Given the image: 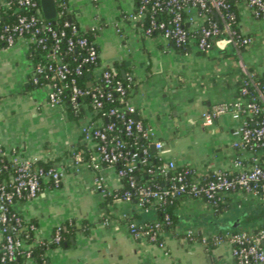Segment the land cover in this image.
<instances>
[{
    "label": "crops",
    "instance_id": "0c3cea01",
    "mask_svg": "<svg viewBox=\"0 0 264 264\" xmlns=\"http://www.w3.org/2000/svg\"><path fill=\"white\" fill-rule=\"evenodd\" d=\"M68 1L81 27L100 26L96 41L101 68L119 63L133 76L129 102L155 133L150 142L155 156L174 159L179 168H194L198 178L232 166L237 154L232 129L240 121L222 115L204 126L202 114L240 97L243 67L264 75V16L255 18L244 6L238 8L239 28L253 38L240 54L228 47L206 56L191 43L186 55L160 36L147 35L141 25L127 18L138 7L136 0ZM33 66L25 38L12 46L0 41V146L17 147L23 155L63 165L66 171L59 187L44 181L36 198L14 206L35 223L36 238L51 237L59 224L76 225L67 244L47 250L48 264H236L228 244L209 246L202 238L263 227L264 200L228 192L215 211L201 198L179 196L171 207L172 227L163 229L160 238L164 246L132 236L130 222L160 220L159 202L143 208L135 200L115 195L123 187L116 168L91 165L81 148L83 122L49 105L48 86L31 84ZM92 116L87 110L84 122ZM156 139L163 142V152L153 147ZM72 151L83 154L79 170ZM87 151L90 155L88 144ZM97 176L102 178L101 187L95 182ZM190 230L194 238L188 237Z\"/></svg>",
    "mask_w": 264,
    "mask_h": 264
},
{
    "label": "built area",
    "instance_id": "2783aa9c",
    "mask_svg": "<svg viewBox=\"0 0 264 264\" xmlns=\"http://www.w3.org/2000/svg\"><path fill=\"white\" fill-rule=\"evenodd\" d=\"M41 0H19L20 6L36 8V13L20 14L16 22L2 24L0 20V39L6 46H12L19 38H25L29 44L35 45L44 52L41 60L33 66L31 79L37 83L41 78H50L48 85V103L53 108L66 111L68 105L79 110L80 100L89 98L93 109L101 111L106 102H113V90L119 99L124 101L126 88H131L133 76L127 75L124 81L118 76L119 71L112 68H101L100 52L97 44L96 29L81 27L78 23L66 22L70 27L68 34L65 28L55 29L51 23H45L43 12L40 11ZM63 10L57 8V14L64 11L72 13L69 1L54 0ZM62 1V2H61ZM138 7L127 14L134 22H143L149 10V24L144 28L147 35H158L169 41L174 47H185L195 43L198 50L208 56L212 50L225 51L233 48L240 54L244 47L253 43L250 35L239 28L238 8L244 6L255 18L264 16V0H136ZM7 7L11 3H6ZM45 25L51 33L52 43L41 32ZM143 24V23H142ZM143 26V25H142ZM94 31V38L85 33ZM120 31V29H118ZM65 41L66 51H62ZM81 49L83 54L77 66L72 67L65 60V55L73 50ZM186 55L189 51L185 52ZM91 75L101 78L113 90H105L99 84L82 86L78 76L83 75L84 66ZM240 65L244 66L242 60ZM242 79L240 97L235 100L221 102L202 114L204 126L212 125L222 115H230L239 120L240 124L232 129V147L236 151L235 160L229 168L213 170L207 177L198 178L192 167L179 168L174 159L162 160L152 165L149 160L151 153L147 145L132 149L122 138L141 136L149 143L155 139L151 126L144 127L143 122L136 118V107L126 102L121 108L111 106L101 112L97 120L89 118L81 127L82 140L91 149L89 161L97 167L105 163L116 168L118 176L127 178L128 188L122 196L124 200L136 198L138 204L147 208L154 201L164 203L169 198L187 196L205 200L213 210L218 211L224 203L228 192L248 193L264 200V80L254 77L245 67ZM95 75V74H94ZM104 117L108 121H104ZM115 119L122 122L123 128L116 130ZM154 146L159 152L164 151L161 140H155ZM74 165L79 170L83 161L80 151H72ZM39 159L23 155L17 147L4 148L0 146V264H12L17 257L23 255V264H33L32 246L54 242L60 244L62 224L55 227L49 238L37 237L32 243L28 235L23 233L28 229L34 233L36 225L27 220L14 206L20 200L36 198L41 192L44 181L59 187L65 177L63 165L38 166ZM140 166H145L148 173L160 172L166 176L167 185L156 181L142 182L135 174ZM95 182L101 187L102 178L96 177ZM106 192V191H105ZM165 222L172 223L170 214H165ZM106 223H108L106 221ZM132 236L146 237L149 241L164 246L160 240L163 224L160 220L152 223H129ZM194 238V231L187 233ZM209 246L226 243L230 246L236 264H264V226L257 230H231L202 238Z\"/></svg>",
    "mask_w": 264,
    "mask_h": 264
},
{
    "label": "trees",
    "instance_id": "16d2710c",
    "mask_svg": "<svg viewBox=\"0 0 264 264\" xmlns=\"http://www.w3.org/2000/svg\"><path fill=\"white\" fill-rule=\"evenodd\" d=\"M19 0H0V20L2 22V24H6V23H11V22H16L18 19V16L20 14H30V13H36L37 10L34 7H29V6H20L18 4ZM65 2H68V0H62ZM61 1V2H62ZM9 2L11 3L10 7H7L6 3ZM39 8L40 11L42 12V7H41V3L39 2ZM58 11L60 12L61 10H63L62 6L59 4L57 5ZM147 18L141 23V22H137L139 25H141V27L144 29L146 26H148L149 24V16H150V11L147 10ZM44 21L45 23H51V25L57 29L60 30L61 28H65L68 32V34H70L71 29L70 27H65L64 24L66 22H70L71 24L77 23V21L75 20V15L73 13H68L67 11H64V13L61 14H57V16L55 17V19H46L44 16ZM45 24V25H46ZM44 24L41 26V32L44 36L48 37V44L52 43V37H51V33L47 31V27ZM143 25V26H142ZM100 32V28L96 29V33L99 34ZM94 31L93 30H88L85 35H87L90 39L94 38ZM1 43L5 45V43L0 39ZM177 50L181 53H185L186 51H190V45L185 46V47H176ZM62 51H66V47H65V41L62 43ZM44 52H42V50L40 48H37L35 45H31L29 48V58L32 62L33 65H36L42 58ZM83 54V50L81 49H76L73 50L72 52H69L68 54L65 55V60H67L72 67L77 66V64L80 61V57ZM93 65H85L84 66V73L83 75L78 76V80L80 85L85 86V85H92V84H99L100 86H102L105 90H113V87L107 86L103 83V80L101 78H97V76L94 75L92 68H91V75L89 74V71H87V67H92ZM114 68H116L119 71V78L121 80L124 81L125 86L128 83L127 78L122 74V69H121V65L119 63L115 64ZM253 73V72H252ZM254 77L256 78H260L262 80H264V75L261 76L257 73H253ZM52 82V80L50 78H41L37 83H35L32 79H31V84L34 87H45L50 85V83ZM241 84L242 81L239 84L238 87V96H240V90H241ZM133 86V83H132ZM129 93H130V88H126V94L124 96V101H121L119 99V95L117 92H115L113 90V94H114V101H108L105 103L103 110H106L107 108L111 107V106H115L118 108H121L125 105L126 102H129ZM80 107L79 110L76 111L72 106L68 105L67 109H66V113L69 119L71 120H75V121H82L83 124L82 126L86 123L84 122L85 120V116H86V111L87 110H91L93 112V116L92 119L93 120H97L101 117V111H97L95 109H93L92 105H91V101L89 98H82L80 100ZM85 105H87L85 107ZM138 120L143 122V125L145 128L148 127V123H146V121L144 119H142L140 116L136 117ZM104 121H108L106 117H104ZM116 122V130H119L121 128H123L122 122L120 120L115 119ZM127 144L132 148V149H137L139 148L142 144L143 145H147L149 147V152L151 153V157L149 162L152 165H156L158 164V158L155 156V153L152 152V149L150 147V143L145 140L144 138H142L141 136H138L137 138L133 137H128L123 135L122 137ZM83 144H81V148L84 149V155H87V157H89V152L87 151V144L82 142ZM38 166H44V167H48L53 165L52 162H45L42 160H39L37 163ZM139 180H141L142 182H150V181H156L159 182L162 185H167L168 184V180L166 178V176L162 175L160 172H155V173H148L147 172V168L145 166H140L136 173H135ZM122 182H123V187L119 190L118 194L119 196H122L124 191L128 188V182H127V178L123 177L122 178ZM175 197H171L169 198L166 202L161 203L159 202V214H160V221L163 224V229L166 228H170L172 227V223L168 224L165 222V214L168 213L170 214L172 221H173V215H172V204L174 201ZM132 200H136V198L134 197ZM62 236L63 239L61 241L60 244H56L54 242H47L46 244H37V245H33L31 250H32V259H33V264H48V256H47V250L50 248H54L57 246H61L63 244H67L69 241V237L76 231L77 227L73 222H66L64 224H62ZM24 234L28 235V242L32 243L34 241V239L36 238L34 236V233L31 232L30 230L28 231V229H24L23 230ZM25 261V257L23 255H20L19 257H17L15 259V261L12 264H23Z\"/></svg>",
    "mask_w": 264,
    "mask_h": 264
},
{
    "label": "water",
    "instance_id": "95a60500",
    "mask_svg": "<svg viewBox=\"0 0 264 264\" xmlns=\"http://www.w3.org/2000/svg\"><path fill=\"white\" fill-rule=\"evenodd\" d=\"M41 7L43 15L46 19H55L57 16V6L56 2L54 0H41ZM122 74L126 76V72L122 70ZM136 117H138V114L136 113ZM155 148V146L153 145Z\"/></svg>",
    "mask_w": 264,
    "mask_h": 264
}]
</instances>
